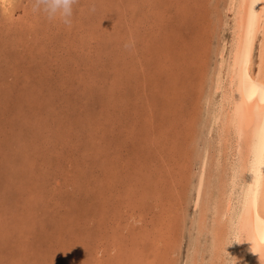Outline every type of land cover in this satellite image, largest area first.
Masks as SVG:
<instances>
[{
    "label": "rangeland",
    "instance_id": "1",
    "mask_svg": "<svg viewBox=\"0 0 264 264\" xmlns=\"http://www.w3.org/2000/svg\"><path fill=\"white\" fill-rule=\"evenodd\" d=\"M226 1L78 0L68 27L0 0V264L208 260L194 199L220 174L199 168Z\"/></svg>",
    "mask_w": 264,
    "mask_h": 264
},
{
    "label": "bare ground",
    "instance_id": "2",
    "mask_svg": "<svg viewBox=\"0 0 264 264\" xmlns=\"http://www.w3.org/2000/svg\"><path fill=\"white\" fill-rule=\"evenodd\" d=\"M223 6L228 44L215 50L220 63L204 96L217 145L206 144L199 168L203 176L214 163L220 174L199 178L194 199L195 230L207 233L210 255L196 259L200 249L192 244L191 264H264V0Z\"/></svg>",
    "mask_w": 264,
    "mask_h": 264
},
{
    "label": "clouds",
    "instance_id": "3",
    "mask_svg": "<svg viewBox=\"0 0 264 264\" xmlns=\"http://www.w3.org/2000/svg\"><path fill=\"white\" fill-rule=\"evenodd\" d=\"M78 0H31L34 13L45 16L50 21H60L70 27L74 13V5ZM233 264H236L235 260Z\"/></svg>",
    "mask_w": 264,
    "mask_h": 264
}]
</instances>
